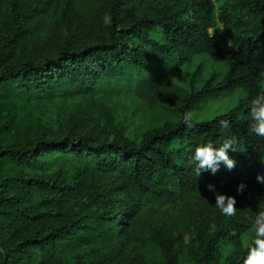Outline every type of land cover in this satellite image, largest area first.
<instances>
[{
	"label": "trees",
	"instance_id": "obj_1",
	"mask_svg": "<svg viewBox=\"0 0 264 264\" xmlns=\"http://www.w3.org/2000/svg\"><path fill=\"white\" fill-rule=\"evenodd\" d=\"M152 1L112 0L105 39L78 48L73 22L79 19L74 0H66L64 43L41 63L27 47L32 32L42 28L45 0H0V27L6 29L0 42V167L6 169L0 174V264H35L37 254L53 247L97 240L107 242L111 252L122 236L158 250L139 226L143 208L206 191L209 183L243 198L255 214L258 204H264V184L256 179L264 175V137L249 130L251 99L264 92V61L259 55L264 48V0H178L160 13L148 11ZM213 30L214 40L208 35ZM153 31L161 33L163 41L150 37ZM134 38L142 45H130L128 40ZM152 52L166 57L177 52L176 63L208 55L226 69L187 93L170 79L165 66L149 61ZM59 90L86 98L134 94L158 106L170 105L180 120L151 128L139 143L123 139L93 144L91 136L78 129L63 138L31 137L30 115L20 109L25 99ZM235 92L242 96L225 113L192 128L183 122L185 112ZM8 103L14 111L5 115L1 110ZM222 119L230 121L228 129L220 127ZM19 132L24 135L17 137ZM230 137L244 149H229L236 167L228 170L221 164L214 175L209 169L196 177L190 164L195 146L207 141L219 145ZM56 153L74 157L83 178L68 185L51 176L28 174L25 168ZM241 182L246 187L237 192ZM227 234L218 220L195 264L212 258L220 237ZM161 243L166 264H172L171 239L163 237ZM242 255L224 264H242Z\"/></svg>",
	"mask_w": 264,
	"mask_h": 264
},
{
	"label": "rangeland",
	"instance_id": "obj_2",
	"mask_svg": "<svg viewBox=\"0 0 264 264\" xmlns=\"http://www.w3.org/2000/svg\"><path fill=\"white\" fill-rule=\"evenodd\" d=\"M111 1L74 0V10L79 19L73 22L76 29L73 43L76 47H93L105 39L107 26L111 22L108 11ZM177 2L178 0H153L148 11L160 13ZM65 6L66 0H45L42 28L32 32V42L27 47L37 62L43 63L47 56H54L57 46L63 45L66 36ZM8 21L11 22V18ZM5 32L6 29L0 27V42L6 36ZM150 37L163 41L159 32H151ZM128 43L142 45L136 38L129 39ZM259 55L264 61V48ZM151 56L149 61L165 66L170 72V79L187 93L199 90L213 73H221L226 69L225 64L214 61L208 55H196L179 63H176L179 58L177 52L169 57L152 52ZM241 96V92H235L219 100L199 104L192 112L200 122L207 121L236 106ZM20 109L25 115H30V123L34 126L29 133L31 137L63 138L71 129H78L82 134L90 135L93 144L123 139L139 143L144 133L151 128L165 122L175 124L180 120L179 112L170 105L158 106L134 94L125 93L112 96L98 94L86 98L80 94L71 96L59 90L53 95H31L25 99V104ZM13 111L11 103L4 104L1 110L5 115ZM23 135L20 132L16 134L17 137ZM11 139L13 140L10 137L9 140ZM75 161L69 154L56 153L43 158L34 167L25 169L28 174L51 176L72 185L83 178ZM2 171L5 173L6 169L0 167V174ZM110 181V177L105 180ZM216 192L235 196V216H224L215 206L216 193L209 190L182 194L173 202L143 208L139 226L156 243L158 250L145 249L132 239L122 236L117 238V247L111 252L108 251L107 242L97 240L82 246L53 247V250L45 251L44 255L37 254L35 264H166L161 243L163 237L171 239L172 264H195L197 253L215 232L218 220H221L222 227L228 234L220 237L217 252L205 264H224L229 258L243 254L241 237L251 235L250 218L255 217L256 211L238 195L218 189ZM117 198L121 200L122 195Z\"/></svg>",
	"mask_w": 264,
	"mask_h": 264
},
{
	"label": "clouds",
	"instance_id": "obj_3",
	"mask_svg": "<svg viewBox=\"0 0 264 264\" xmlns=\"http://www.w3.org/2000/svg\"><path fill=\"white\" fill-rule=\"evenodd\" d=\"M225 29L220 26L218 31L223 32ZM210 39H215L216 31H209ZM230 46V45H229ZM249 115L251 121L249 130L257 136L264 137V92L254 96L250 102ZM183 122L187 127L192 128L200 121L192 111L183 114ZM222 129H228L230 121L222 119L219 121ZM238 140L235 137L224 139L219 145H214L211 141L201 143L195 146L194 152L190 158V164L193 165V171L196 177H199L202 170H211L214 175L221 164L228 170H232L237 165V161L229 155V149L232 152H244L242 147H237ZM257 181L264 184V175L257 174ZM246 185L241 182L237 186V192H242ZM209 191L216 193L215 206L226 217H233L237 214L236 198L232 195H225L216 192L212 183L207 185ZM259 211L251 219V235L241 237V256L242 264H264V204H258ZM235 251V249H232Z\"/></svg>",
	"mask_w": 264,
	"mask_h": 264
}]
</instances>
